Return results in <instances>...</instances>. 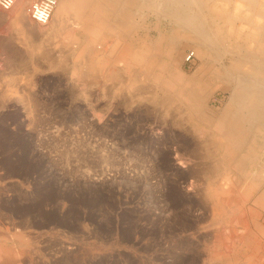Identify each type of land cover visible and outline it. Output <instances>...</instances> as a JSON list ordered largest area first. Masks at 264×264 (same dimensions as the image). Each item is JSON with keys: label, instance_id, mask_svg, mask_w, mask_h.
I'll list each match as a JSON object with an SVG mask.
<instances>
[{"label": "rangeland", "instance_id": "obj_1", "mask_svg": "<svg viewBox=\"0 0 264 264\" xmlns=\"http://www.w3.org/2000/svg\"><path fill=\"white\" fill-rule=\"evenodd\" d=\"M163 1L133 0V21L140 24L133 38L149 33L154 40L167 29L168 20L153 9ZM3 15L0 84L20 77L26 91L35 74L32 115L14 101L0 114L7 222L31 238L21 264H264L261 193L246 197L245 185H236L234 194L220 198L227 207L215 211L188 116L182 120L174 108L151 101L161 79L142 75L138 89L123 73L120 84L110 75L126 63L112 39L105 41L108 52L90 57L91 68L87 58L60 53L65 33L41 43L33 72L20 40L29 32L40 38L47 27L25 21L22 34ZM193 52L180 46L173 67L194 74ZM212 86L210 106L224 108L227 92L221 83Z\"/></svg>", "mask_w": 264, "mask_h": 264}, {"label": "bare ground", "instance_id": "obj_2", "mask_svg": "<svg viewBox=\"0 0 264 264\" xmlns=\"http://www.w3.org/2000/svg\"><path fill=\"white\" fill-rule=\"evenodd\" d=\"M31 1L18 0L11 10H0V16L6 13L22 34L26 30L25 21L39 27L24 8ZM153 9L168 20L167 29L158 31L154 40L149 33L135 39L133 33L140 24L133 21V0H60L41 37L36 38L33 32L24 33L20 42L25 45L35 72L41 43L58 40L62 33L67 42L57 44L60 53L87 58L91 68L90 57L106 52V38L112 39L115 45L111 49L126 63L125 69L112 70V80L122 84L123 73H127L133 86L141 89L142 75L158 77L161 79L155 87L158 95L152 97V103L174 108L182 120L184 115L188 116L187 123H191V132L196 137L195 151L198 157L201 154L209 173L211 182L206 193L215 203V211L227 207L220 198L234 194L236 185H245L246 197L261 193L264 203V0H166ZM238 23L247 24L248 30L238 28ZM180 46L192 47V57L199 62L194 74L187 75L173 67ZM10 54L15 59L20 56L18 50ZM204 73L209 75L207 79ZM33 75L27 78L26 91L20 77H11L7 84H0V114L14 101L26 105L32 115ZM213 81L221 83L222 92L228 94V102L219 110L209 102ZM3 183L0 174V264H21L31 238L9 228Z\"/></svg>", "mask_w": 264, "mask_h": 264}, {"label": "built area", "instance_id": "obj_3", "mask_svg": "<svg viewBox=\"0 0 264 264\" xmlns=\"http://www.w3.org/2000/svg\"><path fill=\"white\" fill-rule=\"evenodd\" d=\"M18 0H0V9L2 11L11 10ZM60 0H35L26 8L29 18L40 26H46L56 10ZM192 58L190 55L189 59Z\"/></svg>", "mask_w": 264, "mask_h": 264}]
</instances>
